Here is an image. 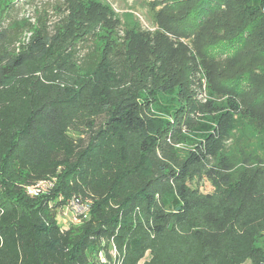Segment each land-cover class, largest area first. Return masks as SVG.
Masks as SVG:
<instances>
[{"label":"trees","instance_id":"obj_1","mask_svg":"<svg viewBox=\"0 0 264 264\" xmlns=\"http://www.w3.org/2000/svg\"><path fill=\"white\" fill-rule=\"evenodd\" d=\"M192 8L177 34L208 56L216 112L172 142L161 115L183 107L178 60L144 57L133 43L105 62L93 50L82 59L59 34L37 28L25 42L0 17V264H264V160L242 150L241 169L230 152L243 81L264 94V0ZM223 49L231 57L221 63L213 51ZM52 109L58 150L27 141ZM50 179L46 191H26ZM73 201L89 205L79 222L67 217Z\"/></svg>","mask_w":264,"mask_h":264},{"label":"rangeland","instance_id":"obj_2","mask_svg":"<svg viewBox=\"0 0 264 264\" xmlns=\"http://www.w3.org/2000/svg\"><path fill=\"white\" fill-rule=\"evenodd\" d=\"M192 5L199 12L200 0H0V17L10 29L20 31L25 42L37 28L45 29L51 35L59 34L62 41L70 42L80 49L78 57L82 59L93 50L95 56L104 58L105 62L107 56L117 53L119 49L128 48V43H133L132 46L141 51L140 54L144 57H154L159 53L168 59L178 60L181 64L180 76L184 81L180 94L185 99L177 97L174 105L183 107H180L177 114L161 115L162 120L168 121V140L172 142L180 136L191 135L190 128H194L203 117L216 112L207 105L209 100L215 98L205 65L209 61L208 56L204 54L205 59L203 56H196L197 50L193 49L192 44L194 37L187 38L177 34L181 33L182 28H188L187 21H192L191 14L188 16L194 12ZM220 43L218 41L216 47L221 46ZM58 50L62 51V48L59 46ZM70 50L73 53V47ZM221 52L224 53L219 55L220 52L214 50L213 57L224 63L231 56H226L224 49ZM259 80L261 87L264 74L259 75ZM89 85L94 86L93 81ZM148 91L149 89L145 93L148 96H143V100L146 105L153 106V95ZM101 92L103 88L97 87V93ZM172 99L168 98L165 102L166 109L169 108L171 112L176 108ZM241 100L243 114L233 133L230 152L237 157L238 167L242 169L245 166L242 163V150L264 160V107L256 102L264 101V94L262 90L260 92L251 88L248 81H243ZM175 112L176 110L173 111ZM58 116L59 112L52 109L36 118L27 141H33L35 146L44 142L48 147L58 150L56 142L59 141L58 135H61L57 129ZM257 116L262 119H257ZM67 134L75 138L79 136L75 131ZM177 146L184 147L186 143L181 142ZM247 181L240 186L241 196L250 189V182ZM202 189L210 193L213 186L210 182H205ZM81 210L82 208H76L78 213ZM72 212L70 209L67 215L69 219L72 218ZM225 223L223 222L224 225Z\"/></svg>","mask_w":264,"mask_h":264},{"label":"built area","instance_id":"obj_3","mask_svg":"<svg viewBox=\"0 0 264 264\" xmlns=\"http://www.w3.org/2000/svg\"><path fill=\"white\" fill-rule=\"evenodd\" d=\"M55 179L52 180H43V181H39L37 182L36 184H33V185H28L26 187V191L30 194V195H38L44 191H46L49 187H51L54 183ZM76 208H82V210L78 213L76 212ZM88 208H89V205L87 203H78L76 201H73L72 202V206L70 207V209L73 211L72 212V219L74 222H79L80 219V215L82 214H86V212L88 211ZM114 255H116V251L114 250L113 251ZM99 258L102 260V261H105V257L103 255V253L101 252L99 254Z\"/></svg>","mask_w":264,"mask_h":264}]
</instances>
